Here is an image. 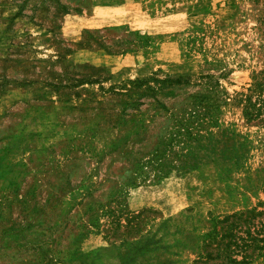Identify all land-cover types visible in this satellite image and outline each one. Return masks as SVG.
<instances>
[{
    "label": "rangeland",
    "instance_id": "obj_1",
    "mask_svg": "<svg viewBox=\"0 0 264 264\" xmlns=\"http://www.w3.org/2000/svg\"><path fill=\"white\" fill-rule=\"evenodd\" d=\"M258 77L264 0H0V264H195L252 209L263 237Z\"/></svg>",
    "mask_w": 264,
    "mask_h": 264
},
{
    "label": "trees",
    "instance_id": "obj_2",
    "mask_svg": "<svg viewBox=\"0 0 264 264\" xmlns=\"http://www.w3.org/2000/svg\"><path fill=\"white\" fill-rule=\"evenodd\" d=\"M244 102L245 118L249 122L264 123V78H257ZM254 211H247L245 216H227L216 222L203 244V256L195 264H248L254 256H258L264 250V236L261 237L256 230L255 236L250 232V226L261 216ZM242 224L246 227L245 237L239 236ZM259 244L262 246L259 247ZM249 250L252 252L249 253Z\"/></svg>",
    "mask_w": 264,
    "mask_h": 264
}]
</instances>
